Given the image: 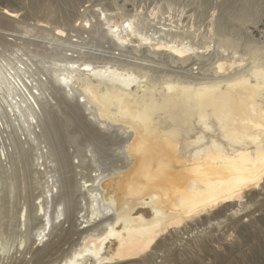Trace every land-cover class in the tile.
I'll use <instances>...</instances> for the list:
<instances>
[{"label":"bare ground","instance_id":"bare-ground-1","mask_svg":"<svg viewBox=\"0 0 264 264\" xmlns=\"http://www.w3.org/2000/svg\"><path fill=\"white\" fill-rule=\"evenodd\" d=\"M78 5L77 0H0V31H33L21 21L30 15L34 30L51 33L63 47L86 33L81 29L89 24L86 13L77 14V28L63 10ZM222 5L212 31L199 29L187 37L185 32V37L148 33L138 28L135 15L117 21L107 9H97L90 24L113 44L111 55L89 60L64 55L41 65L42 86L51 83L96 133L121 136L116 143L120 166L83 179L87 194L81 199L84 209L77 210L79 228L71 219L74 228L68 231L78 238L65 252L63 242L47 240L64 216L63 204L51 212L46 198L33 205L38 227L5 241L1 222L11 191L2 181L8 143L27 146L33 166H45L41 145H30L45 99L38 87L26 85L32 74L28 60H0V264L13 249L16 255L27 250L29 241L33 248L43 247L35 264H147L156 255L159 264H264V241L247 252V243L236 235L247 226L260 231L264 226V216L255 220L261 207L253 195L264 189V79L256 75L264 71V42L255 43L245 30L264 29V0H224ZM176 17L162 20L178 22ZM178 65L183 72L173 71ZM22 211L16 214L19 228L28 217ZM225 223L227 231L217 235ZM45 250L62 253L46 261Z\"/></svg>","mask_w":264,"mask_h":264},{"label":"rangeland","instance_id":"rangeland-1","mask_svg":"<svg viewBox=\"0 0 264 264\" xmlns=\"http://www.w3.org/2000/svg\"><path fill=\"white\" fill-rule=\"evenodd\" d=\"M222 1L221 0H77V4L79 3L77 7L64 6L63 10L66 13V16L71 18L68 21L72 22V24L75 23L76 22L75 18L77 17V14L82 13L84 11L83 13H86L89 19V24L87 26L81 27V29L83 31H86V33L82 32L83 35L81 34V37L75 38V42L69 41L65 44L68 46L64 45L63 47L61 46L59 47L56 41L53 40L52 36H49L51 35V33H48L49 35L48 34L46 35L44 34V32L40 33V31L37 29L34 30L32 28V24L35 23V17H31L30 15H28L26 19L22 18L21 21L22 22L24 21L23 23L24 26H27L29 24L28 27L29 29L28 28L27 29L28 30L32 29L33 31L27 33L24 31L23 28L22 29L18 28L19 31L17 32L0 31V60H4V62H11L12 60V62H14L15 60L13 59H17L25 63L29 61L30 63L28 62L26 64L28 65V67L31 68L30 74L31 73L32 74L29 75L31 78L29 77L30 80H28L26 85L29 88L38 87V90L40 89L41 90L40 92L42 93L43 91L44 94V95L41 94V101L43 102L42 100L43 97H44L43 99H45L44 104H42V102L40 103V105L41 104L42 105L40 106L41 109L39 108L38 111L39 112L38 120H37L38 123L36 125L37 127L35 128L36 139L30 144V145H36V144L41 145L40 153L42 155L39 156L41 158L40 163L42 164L44 161L45 166L38 169L37 167L33 166L34 158L30 156L29 152L26 151L27 146L25 147L26 149H22L20 148V146L18 145L16 146V144L14 143L12 144L11 142L8 143V146L10 147L9 152L11 151L10 160L6 166L7 171L6 174H4L3 176L4 181L2 182L5 184V189L7 191L10 190L11 192H9V199H8L9 202L5 206V211H4L5 214H3L4 218L1 222L2 232L5 236L6 242L14 241L21 235V233L22 234L26 233L27 235H29V233H31L32 230L38 227L40 219L39 216L38 219L37 217L35 218L33 205L39 203L40 200L46 198L49 205V210L51 212L54 211V208L57 206L58 203H62L64 209V216L62 217L61 221L55 224V227L52 228L53 233L51 232L47 240L50 241L49 243L54 242L58 244L60 242H63V244L61 245L62 252L69 250L71 244L75 242V240L78 238L77 235L76 236L73 235L74 232L72 233L71 231L70 232L68 231L71 229V227L74 228L70 222L71 219H73L76 222L77 220L76 218L80 217L79 214L77 215L78 213L77 210L82 208L84 209L85 206L83 205L85 204V202L82 201L83 196L87 194L85 189H82V185L85 179H89L91 176H95L96 173L97 174L108 173L113 169H115L117 166H120L121 164L120 160L122 159L121 157L122 151L117 149L118 146L116 144L121 139L120 138L121 136L119 134L114 135L111 132H105L103 130H102L103 132H101V130H99L98 128L97 129L101 132L103 136H101V134L99 133H96L95 132L96 130L93 127H90L89 124H88L89 126L85 124V122H83L81 118L77 117L76 114L73 113L71 107L73 104L71 105L70 102H68L67 100L61 101L60 96L55 94L51 86V83L48 84L49 83L48 82L44 86H42L41 81L42 80L44 81L46 79V76L41 71L44 69V67L42 69V66L48 67L49 64H51L54 60H56L57 58L58 59L64 58L66 55H69L70 59L73 58L74 55L76 58H78L77 56H79V59L82 58L81 60L83 59L86 60L87 58H88L87 60L92 58L96 59L100 57L102 59L103 57H105L104 59H107L106 56L108 57L109 55H111L110 54L111 50L114 48L113 44L111 42L109 44L108 43L109 41L102 40L100 37L101 32H97L96 28L95 27L92 28L93 26L90 24L91 21L92 23H94L96 20L95 16L92 14L94 10L107 9L109 11V14L114 15V18L117 21L123 19L126 16L135 15L134 17H137L138 28L140 27L139 29H141L142 31H147L148 33L150 32L159 33L162 31V33L164 35L166 34L168 37V36H172L171 34L173 32L178 36L183 35V37H185L186 34L187 37L190 35L188 34L189 32L192 34L196 32V30L199 31V29L202 30L206 29L212 31L213 28L212 23H214L218 19L216 15L218 14V12L220 13L223 12L224 5H222ZM212 10L214 13L212 12ZM169 15L173 17L177 16L175 19L179 21L171 22L169 24L167 22H164L167 20ZM92 16L94 17L92 18ZM162 19H164V21ZM175 19L174 21H177ZM174 23L176 24V26ZM170 24L172 27L170 26ZM74 26L79 28L80 26L79 22H76ZM71 29L73 30V28ZM246 29H247L246 31L247 33L252 32L250 36L254 38L253 40L255 43L264 42L263 27L262 28L260 27L259 29L254 28L253 30L249 28H245V30ZM183 32H185V34ZM167 33H171V34L168 35ZM72 35H74V33H72ZM203 36L205 35H202V38ZM82 37H84V39ZM196 37L199 38L197 35ZM99 38L102 40V42L99 40ZM203 39L205 41L206 38ZM198 40L201 42L199 43L194 37V41L198 42L201 45L202 40L200 39ZM9 43L12 45H8ZM56 44L57 46H55ZM202 44H204V42ZM80 45H82L83 47ZM102 45L107 46V49L106 47L103 49V47H101ZM90 46H92V48ZM95 46H97V48ZM65 47L68 48L65 49ZM63 48L68 51V52L66 51V54L65 51L62 50ZM60 52L61 54L62 53L63 54L62 55L59 54ZM123 58L126 59L128 57L126 55V58L125 57ZM66 59H69V57L67 56ZM155 61L154 64H156L157 61L159 63L161 59L158 58ZM178 66L175 69H173V71L183 72L181 70L183 67L179 66L180 67L179 68ZM157 67L161 68L162 66H157ZM162 68H164V66ZM39 75L42 76L40 77ZM35 84L38 86H36ZM61 94L63 95V93ZM26 152L29 154H27ZM31 155H34V153H32ZM14 157L17 158L15 159ZM12 191L15 193H13ZM81 191L84 194L82 193L81 195ZM263 191L264 189L260 188L253 194V195L257 194L255 195V197L256 196L257 197L256 198L254 197L256 200V201L254 200L255 206L260 205L261 207V211L255 215L256 217L255 220L258 219L257 216H262V217L264 216ZM38 198L40 199L37 202ZM251 198L252 197H250V199L247 198V200L245 199L244 200L245 203L243 201L244 203L243 206L246 204V201L247 203H249ZM260 202L263 205L259 204ZM20 210H23L22 214L24 211L26 212L27 210L28 217H26L25 222H23V219L21 220L22 223L25 224V226L19 228L16 214L20 212ZM31 211L33 214L31 213ZM248 211L250 210L248 209ZM235 219H237V217ZM228 223L229 222H227V224ZM225 224L222 225L223 228H221V230L217 233V235L220 234L221 232L223 233L224 231H227V224L226 225ZM76 225H77L76 229H78L79 223L76 222ZM259 226L260 228L262 227L261 231L256 230L255 228L252 229V226L249 227L247 226L245 230H242L243 232L241 234L236 233V235L240 238L241 241L244 240L243 243L244 242L247 243L246 245L247 248L244 247V250H246L247 252H249L250 250L251 251L254 250L256 245L259 242H261V240L264 241V234H263L264 226L262 224H260ZM207 227L209 228V230L212 229V226L207 225L206 228ZM240 228L241 227H239V229ZM202 229L205 228L202 226ZM74 231L76 232L75 229ZM255 231H256L255 234H257L260 239L256 237L257 235L253 234ZM26 234L24 236H27ZM32 244L33 242L29 241L27 243L28 248L26 247L27 250L25 249L23 250V252L21 251L17 255H16V251L13 249L15 253L12 250L10 252L11 253L10 256L8 258L6 257L4 264H35V259L37 258L36 255L39 254L37 252L42 250L43 247L40 246L39 248L38 247L33 248ZM45 248L46 246L44 247V249ZM249 248L250 250L248 251ZM43 252L45 254L41 257L43 259H46V261L47 260L53 261L56 257H58L62 253V252H57V250L51 251L50 254H48L49 252L48 250H45ZM160 262L161 259H159L158 256L156 255L152 259V261L151 262L148 261L147 264H159ZM212 263L213 261L209 262L208 264H212Z\"/></svg>","mask_w":264,"mask_h":264},{"label":"snow or ice","instance_id":"snow-or-ice-1","mask_svg":"<svg viewBox=\"0 0 264 264\" xmlns=\"http://www.w3.org/2000/svg\"><path fill=\"white\" fill-rule=\"evenodd\" d=\"M256 75L258 76V78L264 79V71L256 73Z\"/></svg>","mask_w":264,"mask_h":264},{"label":"clouds","instance_id":"clouds-1","mask_svg":"<svg viewBox=\"0 0 264 264\" xmlns=\"http://www.w3.org/2000/svg\"><path fill=\"white\" fill-rule=\"evenodd\" d=\"M261 55L264 56V53H262Z\"/></svg>","mask_w":264,"mask_h":264}]
</instances>
